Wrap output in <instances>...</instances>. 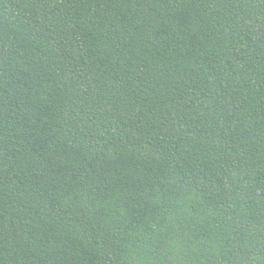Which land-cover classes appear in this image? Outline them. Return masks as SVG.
Here are the masks:
<instances>
[{"label": "trees", "instance_id": "obj_1", "mask_svg": "<svg viewBox=\"0 0 264 264\" xmlns=\"http://www.w3.org/2000/svg\"><path fill=\"white\" fill-rule=\"evenodd\" d=\"M0 264H264V0H0Z\"/></svg>", "mask_w": 264, "mask_h": 264}]
</instances>
